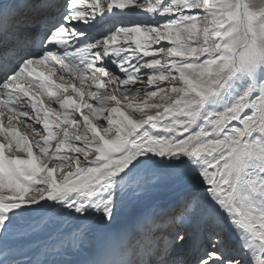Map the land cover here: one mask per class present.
<instances>
[{"label":"snow or ice","instance_id":"1","mask_svg":"<svg viewBox=\"0 0 264 264\" xmlns=\"http://www.w3.org/2000/svg\"><path fill=\"white\" fill-rule=\"evenodd\" d=\"M0 264H264V0H0Z\"/></svg>","mask_w":264,"mask_h":264},{"label":"rangeland","instance_id":"2","mask_svg":"<svg viewBox=\"0 0 264 264\" xmlns=\"http://www.w3.org/2000/svg\"><path fill=\"white\" fill-rule=\"evenodd\" d=\"M174 193L171 190V186L166 188L165 190L159 191L157 193H151L144 201V203L148 206H151L153 208L159 207V205H162L163 202H168ZM165 203V204H166ZM129 214H126L125 217H128Z\"/></svg>","mask_w":264,"mask_h":264},{"label":"bare ground","instance_id":"3","mask_svg":"<svg viewBox=\"0 0 264 264\" xmlns=\"http://www.w3.org/2000/svg\"><path fill=\"white\" fill-rule=\"evenodd\" d=\"M21 131H25V129H21ZM169 186H170V184L166 182V183L162 184L161 186H159V187H158L156 190H154L152 193L154 194V193H157V192H159V191L165 190V189L168 188ZM165 203H166V202H163L162 205H159V207H155V208H156V209H159V208L163 207V206L165 205ZM137 210H139V209H137ZM126 214H128V213L126 212V213L121 217L122 222H131V219H132L131 215H129L128 217H125ZM93 235H95V232L93 233Z\"/></svg>","mask_w":264,"mask_h":264}]
</instances>
